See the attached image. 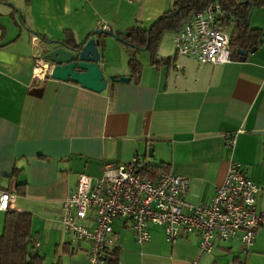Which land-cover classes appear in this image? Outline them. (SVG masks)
I'll use <instances>...</instances> for the list:
<instances>
[{
  "label": "crops",
  "instance_id": "crops-1",
  "mask_svg": "<svg viewBox=\"0 0 264 264\" xmlns=\"http://www.w3.org/2000/svg\"><path fill=\"white\" fill-rule=\"evenodd\" d=\"M173 2L0 0V184L17 193L14 211L32 215L36 250L41 240L67 248L63 202L77 189L81 174L96 179L106 163L126 164L135 156L153 172L188 177L186 200L195 205L209 204L230 166L239 164L263 188L258 208L264 211V44L245 59L200 64L176 55L175 30L173 49L162 37L155 53L148 48L152 59L139 60L142 70L136 74L129 65L135 54L125 42L113 34L96 36L104 24L114 34L136 25L149 28ZM250 24L264 32V6L253 7ZM66 30L78 42L90 34L102 39L105 91L52 76L33 78L34 53L45 54L55 45L40 35L63 41ZM115 51L131 74L126 65L117 71ZM112 75L131 80L112 81ZM235 132L230 147L228 137ZM5 215L0 210V233ZM114 228L121 252L119 235L131 228L124 219H117ZM150 229L151 240L145 243L131 230L146 249L140 264H220L227 254L238 264H264V226L252 246L239 235L218 241L212 253L201 251L197 234L170 243L162 227ZM78 244L85 264L91 244Z\"/></svg>",
  "mask_w": 264,
  "mask_h": 264
},
{
  "label": "built area",
  "instance_id": "built-area-1",
  "mask_svg": "<svg viewBox=\"0 0 264 264\" xmlns=\"http://www.w3.org/2000/svg\"><path fill=\"white\" fill-rule=\"evenodd\" d=\"M225 16L219 2L192 13L175 34L176 55L200 64L230 61L231 35L220 25ZM101 29L109 31L110 27L104 24ZM33 58V78H49L54 64L39 51ZM238 133L229 135L228 146L235 145ZM189 189L188 177L169 170L153 172L137 156L126 164L106 163L101 177L80 175L77 189L63 202L62 223L74 241L90 242L85 264H107V258L119 248L114 228L117 219L128 222L139 243L150 241V227L157 225L170 243L199 235L201 251L206 253H212L218 241L239 235L247 247L254 244L264 226V211L258 208L263 188L239 164L230 166L209 204L187 201ZM17 197L0 184L1 211L16 209Z\"/></svg>",
  "mask_w": 264,
  "mask_h": 264
},
{
  "label": "trees",
  "instance_id": "trees-1",
  "mask_svg": "<svg viewBox=\"0 0 264 264\" xmlns=\"http://www.w3.org/2000/svg\"><path fill=\"white\" fill-rule=\"evenodd\" d=\"M221 3L226 16L222 19L221 27H232L230 56L235 59H245L253 48L264 44V32L261 28L252 27L250 15L253 7L264 6V0H174L168 10L149 28L133 26L125 37L126 44L135 50L137 46L145 47L155 53L158 44L167 31H175L198 10L213 4ZM112 33V32H111ZM114 34V33H113ZM122 35V33H115ZM66 40H51L40 35L43 41L53 42L67 48H78L80 42L75 38L74 32L66 30ZM92 34L89 35L91 37ZM150 40V42H149ZM245 50L247 55L240 54ZM156 62V60H154ZM129 65L136 74L141 73L142 64L132 55ZM164 168V166H156ZM162 170V169H160ZM32 215L29 212L6 211L4 230L0 233V264H44L43 256L33 246ZM107 264H121L120 250L117 249L107 258Z\"/></svg>",
  "mask_w": 264,
  "mask_h": 264
},
{
  "label": "water",
  "instance_id": "water-1",
  "mask_svg": "<svg viewBox=\"0 0 264 264\" xmlns=\"http://www.w3.org/2000/svg\"><path fill=\"white\" fill-rule=\"evenodd\" d=\"M107 34H113L109 31L97 30L96 36L105 37ZM116 38L126 42L125 37L130 36V32H123L122 35L113 34ZM150 42V40H149ZM55 44L48 48L44 57L54 64L51 76L62 81H72L81 84L84 88L102 92L107 89L108 80L105 77L104 70L101 67L100 46L102 39L89 37L80 42L78 48H67L63 45ZM149 44L145 47L137 46V50L146 51ZM257 48H253L254 52ZM240 54L247 55L249 52L239 50ZM110 80L119 82H130V77L110 76ZM151 155V154H150Z\"/></svg>",
  "mask_w": 264,
  "mask_h": 264
},
{
  "label": "rangeland",
  "instance_id": "rangeland-1",
  "mask_svg": "<svg viewBox=\"0 0 264 264\" xmlns=\"http://www.w3.org/2000/svg\"><path fill=\"white\" fill-rule=\"evenodd\" d=\"M225 30L231 34L232 27L229 25ZM165 40L166 46L173 49V33L171 31L166 32L163 36V42ZM133 54L136 55V59L141 60H151L152 54L150 50L141 51L131 48ZM115 64L119 67L125 68L123 59L119 58L118 52H114ZM121 59V60H119ZM127 66V65H126ZM128 68V66H127ZM131 68V67H130ZM127 73L131 74L130 69H127ZM67 248L64 249V244H61L59 248L55 247V244H50L47 240H41V247L39 248L40 253L45 256L44 264H83V261L86 259V253L83 248L79 247L78 242L72 240V237L65 233ZM120 244H122L120 252V260L122 264H140V260L143 257V253L146 250L144 245H141L135 241L133 233L130 229L124 230L119 235ZM74 248V250H73ZM228 257V258H227ZM233 255L224 256L220 260V264H238L233 261ZM241 264V263H240Z\"/></svg>",
  "mask_w": 264,
  "mask_h": 264
}]
</instances>
